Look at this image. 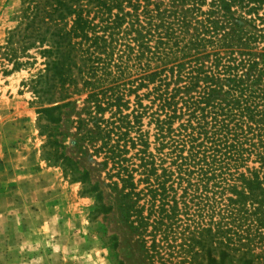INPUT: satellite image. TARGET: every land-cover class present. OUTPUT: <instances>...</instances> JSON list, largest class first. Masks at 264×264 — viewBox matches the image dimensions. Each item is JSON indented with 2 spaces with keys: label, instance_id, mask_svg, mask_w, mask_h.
<instances>
[{
  "label": "trees",
  "instance_id": "16d2710c",
  "mask_svg": "<svg viewBox=\"0 0 264 264\" xmlns=\"http://www.w3.org/2000/svg\"><path fill=\"white\" fill-rule=\"evenodd\" d=\"M13 20L7 74L44 60L32 82L50 125L86 95L77 129L151 257L182 193L189 264H253L254 239L231 230L264 225V0H21Z\"/></svg>",
  "mask_w": 264,
  "mask_h": 264
},
{
  "label": "rangeland",
  "instance_id": "374dc122",
  "mask_svg": "<svg viewBox=\"0 0 264 264\" xmlns=\"http://www.w3.org/2000/svg\"><path fill=\"white\" fill-rule=\"evenodd\" d=\"M20 4L0 0V264H189V199L177 195L179 221L169 229L161 255L151 257L153 239L143 242L139 224L120 207L108 176L111 166H103V156L77 129L86 95L72 97L78 102L50 125L37 113L48 101L38 97L32 82L44 60L30 51L34 64L7 74L12 64L2 58L1 48L17 25L13 18ZM49 133L56 144H49ZM231 233L254 239L253 264H264V225L247 222Z\"/></svg>",
  "mask_w": 264,
  "mask_h": 264
}]
</instances>
